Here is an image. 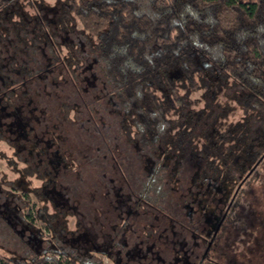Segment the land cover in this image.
<instances>
[{"label": "trees", "instance_id": "trees-1", "mask_svg": "<svg viewBox=\"0 0 264 264\" xmlns=\"http://www.w3.org/2000/svg\"><path fill=\"white\" fill-rule=\"evenodd\" d=\"M43 5L0 0V264H221L264 210V0Z\"/></svg>", "mask_w": 264, "mask_h": 264}, {"label": "rangeland", "instance_id": "rangeland-1", "mask_svg": "<svg viewBox=\"0 0 264 264\" xmlns=\"http://www.w3.org/2000/svg\"><path fill=\"white\" fill-rule=\"evenodd\" d=\"M65 2V0H44V8H46L48 11H52V12H58L59 9H61V6L63 5V3ZM27 13L32 14V11L27 9ZM76 29H80V26L78 24H76ZM202 92H198L196 94H194L191 98L192 99H198V100H202V96H201ZM206 101L207 104H209V106H212L211 108H213V111L215 113H219V106H217V104L219 103V105H224L223 103L225 101H227L228 106L230 105V107H234V104L229 100H226L225 97H206ZM204 102L202 100L201 102V107H204ZM215 109V110H214ZM240 113H238L237 115H239ZM233 116L232 114H226L225 119L222 121H233L236 116ZM1 147L5 150V147L3 145H1ZM6 155H8L7 157L10 156V152L6 151ZM11 157V156H10ZM0 172L4 173V175L7 177L8 181H12L13 179L16 178V174L12 171L11 168H8L6 166V163L3 161H0ZM0 173V174H2ZM84 173H86V170H84ZM34 181L32 182V186L33 187H38L40 185V182L36 181V179H33ZM260 191L258 190L257 192H261L258 193L256 196H253L250 198V205L249 208H253L258 210V212H260L263 208H264V179L262 180L261 184H260ZM32 203L34 204L33 207H36V202L35 199L33 197H31ZM32 207V209H33ZM51 210L49 209V212ZM51 213V212H50ZM31 215L32 211H28L26 212V216L27 215ZM250 214V212H249ZM261 218H258L257 220H249L248 223H252L253 225H256L257 231H256V235H254V237L250 234V232L248 233H242V237H239L238 234V229L237 228H231L229 229L230 233H226L225 232V238L222 243H221V247H222V252L221 255L218 256V258H220L218 261L221 264H264V210L263 212L260 214ZM67 222H68V228L72 229L73 226L75 225L74 222L75 220L69 216L66 218ZM262 222V223H261ZM247 223V224H248ZM248 226L250 227V225L248 224ZM260 228V230H258ZM43 230V234L47 235V231ZM237 235V236H236ZM254 242H253V241ZM237 244H240V246H238ZM261 247V250H260ZM99 258L102 261V264H116V263H112L109 259H106L104 257L99 256Z\"/></svg>", "mask_w": 264, "mask_h": 264}, {"label": "flooded vegetation", "instance_id": "flooded-vegetation-1", "mask_svg": "<svg viewBox=\"0 0 264 264\" xmlns=\"http://www.w3.org/2000/svg\"><path fill=\"white\" fill-rule=\"evenodd\" d=\"M133 256H134V254H133ZM142 260V259H141Z\"/></svg>", "mask_w": 264, "mask_h": 264}]
</instances>
